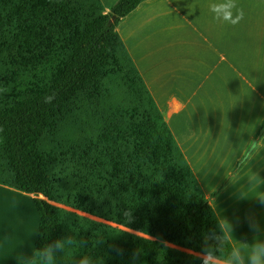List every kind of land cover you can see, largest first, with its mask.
Wrapping results in <instances>:
<instances>
[{"label":"trees","instance_id":"16d2710c","mask_svg":"<svg viewBox=\"0 0 264 264\" xmlns=\"http://www.w3.org/2000/svg\"><path fill=\"white\" fill-rule=\"evenodd\" d=\"M143 1L115 0L106 11L101 0H0V185L32 195L34 249L72 236L86 243L73 254L102 264H202L204 236L220 232L209 199L239 166L206 196L142 84L132 91L139 118L125 129L106 125L96 133L88 130L91 120L85 123L83 142L93 147L87 185L108 201L107 214L97 211L95 231L91 213H65L53 204L40 131L93 79L120 42L118 24ZM75 217L81 220L70 227L66 220ZM57 264L69 261L58 254Z\"/></svg>","mask_w":264,"mask_h":264},{"label":"crops","instance_id":"0c3cea01","mask_svg":"<svg viewBox=\"0 0 264 264\" xmlns=\"http://www.w3.org/2000/svg\"><path fill=\"white\" fill-rule=\"evenodd\" d=\"M114 2L101 0L106 11ZM214 2L219 0H145L123 18L117 32L135 79L164 114L206 196L257 139L210 202L219 221L231 223L234 238L251 244L264 240V204L254 198L264 191V132L257 137L264 122V0H236L259 10L245 13L242 26L230 34L227 23L213 18L209 5ZM213 149L216 159H203ZM0 193L25 204L13 228L14 241L5 247L0 237V264H17L34 250L38 213L32 195L2 185ZM53 204L65 213L82 214ZM249 217L259 232L250 229Z\"/></svg>","mask_w":264,"mask_h":264},{"label":"rangeland","instance_id":"374dc122","mask_svg":"<svg viewBox=\"0 0 264 264\" xmlns=\"http://www.w3.org/2000/svg\"><path fill=\"white\" fill-rule=\"evenodd\" d=\"M238 6L247 14H254L259 10L252 4ZM255 15L258 17V14ZM254 22H247L244 25L249 27ZM241 26V22L236 26L228 24V33H232L231 29L237 30ZM136 77L124 49L117 43L93 79L75 92L40 131L39 147L44 152L49 181L53 187V194L57 198L56 204L67 206L82 214L91 213L89 218H95L92 222L93 232L97 228L96 223H99L97 211L107 214L108 201L93 183L87 185L90 174V152L93 147L88 150L86 141L83 142V139L86 138L90 129L96 130V133L106 130L104 129L106 125V127L116 126L125 129L138 120L137 112L140 113L141 109L137 108V105L140 100L136 94L132 95L134 88L140 89ZM88 119L91 120V127L87 130L85 123ZM216 155L217 151L213 149L208 151L203 159L213 161ZM94 178L97 179V177ZM80 196L86 197L88 201L81 203ZM5 198L13 202L14 211H9L10 215H14L18 208L23 210L19 221L9 217L5 208ZM209 201L211 202V198ZM24 205L21 199L0 193V208L5 212L0 211V237L1 235L5 237V247L14 241L13 228L21 222ZM78 220L81 219L75 217L74 220L66 221L71 227ZM23 262L24 260L17 264Z\"/></svg>","mask_w":264,"mask_h":264},{"label":"clouds","instance_id":"9594fccd","mask_svg":"<svg viewBox=\"0 0 264 264\" xmlns=\"http://www.w3.org/2000/svg\"><path fill=\"white\" fill-rule=\"evenodd\" d=\"M209 10L216 21L232 26L238 25L245 18L244 9L238 6L236 0H219L211 3ZM254 198L264 204V191ZM124 215L131 219L130 211ZM248 220L250 229L259 232L260 226L254 217H249ZM218 226L219 233L210 231L204 236L200 257L202 264H264V240L254 239L251 244L237 241L233 236L232 225L226 219L218 222ZM85 246L84 241L64 236L35 249L30 257L25 258L24 264H57L58 254L67 257L69 264H102L99 258H94L91 254H73L74 248Z\"/></svg>","mask_w":264,"mask_h":264},{"label":"bare ground","instance_id":"6f19581e","mask_svg":"<svg viewBox=\"0 0 264 264\" xmlns=\"http://www.w3.org/2000/svg\"><path fill=\"white\" fill-rule=\"evenodd\" d=\"M5 200H6L5 208H6L7 213H8L9 211H14V207H13V202H12V200H10V199H8V198H5ZM23 209H24V208H23ZM0 211L3 212L2 208H0ZM22 212H23V210L20 209V208H18V209L15 211V214H14V215H10L9 213H8V215H9V217H12L13 220H16V219H17L16 221H19V216H20V214H21ZM3 213H5V212H3Z\"/></svg>","mask_w":264,"mask_h":264},{"label":"water","instance_id":"95a60500","mask_svg":"<svg viewBox=\"0 0 264 264\" xmlns=\"http://www.w3.org/2000/svg\"><path fill=\"white\" fill-rule=\"evenodd\" d=\"M264 132V122L258 132L257 137H259L262 133ZM257 143V139L253 140L250 147L248 148V150L246 151L244 157L238 162V166L241 165V163H243L245 161V159L249 156V154L251 153V151L255 148Z\"/></svg>","mask_w":264,"mask_h":264}]
</instances>
